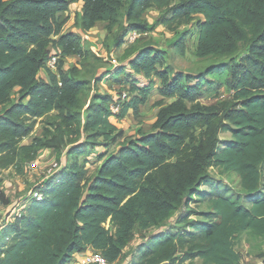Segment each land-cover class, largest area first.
I'll return each mask as SVG.
<instances>
[{
  "label": "trees",
  "instance_id": "1",
  "mask_svg": "<svg viewBox=\"0 0 264 264\" xmlns=\"http://www.w3.org/2000/svg\"><path fill=\"white\" fill-rule=\"evenodd\" d=\"M77 1L0 0V105L9 104L15 88L19 91L17 101L0 113V170L14 167L21 172L44 148L53 149L60 160L65 134L79 131L82 121L86 139L69 142L68 154L90 151L98 144L96 137L105 146L114 144L121 131L110 117L123 118L129 109L136 110L157 80L159 93L174 101L160 104L152 132L118 144L111 153L97 152L93 175L71 162L44 180L39 200L31 192L21 211L0 225V264H68L87 248L113 262L135 230L162 228L190 197L207 202V210L189 209L181 217L190 229H160L145 237L130 264H197L195 259L201 264H238L235 240L245 231L264 237V0H81L82 30L98 21L122 23L125 37L157 24L172 29L199 16L195 55L228 59L210 72L227 71L232 100L205 106L197 101L202 75L170 78L160 68L165 50L149 44L136 48L127 66L147 81L130 78L132 95L117 113L110 109V94H95L94 102L84 107L90 81L77 78L74 69L63 70L56 62V70L46 69L49 82L38 76L52 48H59L62 56L82 54L80 35L61 32L60 16ZM148 8L161 12L152 25L142 19ZM124 36L118 38L119 45ZM240 44L247 52L235 63L231 59ZM53 111L55 118L47 121L53 130L46 127L30 143H22L36 120ZM221 131H229L231 139L221 141ZM210 166L236 173L247 200L214 183ZM0 201L10 203L1 187ZM196 214L204 219L189 218Z\"/></svg>",
  "mask_w": 264,
  "mask_h": 264
},
{
  "label": "rangeland",
  "instance_id": "2",
  "mask_svg": "<svg viewBox=\"0 0 264 264\" xmlns=\"http://www.w3.org/2000/svg\"><path fill=\"white\" fill-rule=\"evenodd\" d=\"M81 6V0L71 3L69 10L63 13L60 18L64 20L62 33L76 32L80 35L83 47L82 54L62 56L59 48H52L50 56H56L55 64L57 62L63 70L74 69L77 78L90 81L83 95V105L85 108L94 102L92 97L95 94H110L112 97L114 96V99H117L118 95L125 91L132 95L130 92V78H137L139 81H147L141 73H137L132 70L130 66H127L128 60L131 57H129V55L132 54L136 48H140L145 44L166 51L164 66L159 67L161 69L166 68L169 71L170 78L174 74H187L193 75L194 77H200L202 75V90L197 95V101L200 105L217 106L223 101L232 100V91L226 85L227 71L221 73L210 72L215 65H222L226 63L228 59L224 56L209 55L206 57H198L195 55V48L198 43L196 23L199 16H195L190 23L178 24L172 29H167L163 25L157 24L152 30L136 31L137 36L133 34V31H130L125 37L124 35L126 33L123 31L122 23L120 25H113L108 21H98L90 29L82 30L78 24V14L81 11ZM160 15V11L154 8H148L144 11L142 19L149 25H152ZM123 32L125 33L124 35ZM121 36H124L125 40L119 45L117 41ZM177 42H181V44L179 43V45L176 46L175 44ZM246 52L247 47L240 44L237 55L231 60L235 63L239 62ZM49 61L50 59L46 61L44 69H41L38 75L39 78L45 81H48L49 78L48 71L46 70L50 68ZM50 69L56 70L57 66L55 65V68ZM118 69L123 71L117 74L116 71ZM108 70H111L109 74H107ZM114 78L120 81L112 82ZM153 79L156 78L154 77ZM159 85L160 82L157 80L154 89L149 93L145 102L140 104L136 110L131 109L123 119L117 121V128L121 131V134L114 144L105 146L102 144L104 143L103 138L96 137L95 140L98 144L90 151L80 155L74 153L68 154L67 151L70 145H72L69 144V142L77 143L86 139L88 132H84L82 121L79 131L77 130L74 133L67 132L65 134L64 139L66 144L62 146L63 155L60 160L56 159L53 149L44 148L39 151L34 160L22 166L23 170L21 172H17L14 167L1 169L0 187L10 198V203L4 204L0 201V225H4V223L12 218V215L20 212L23 204L27 203L25 199L29 197V194L33 190L38 191L46 178L54 175V173L64 166L69 165L71 162L84 165L88 175H93L99 165V162L96 160L97 152L106 154L111 153L118 144L135 139L140 134L152 132V125L156 120L160 104H168L174 101V98L165 97L159 93L157 90ZM18 96V88H15L12 92L9 104L15 103ZM128 99L129 96L126 99H122L121 103L126 102ZM26 100L27 99H23L22 101L25 102ZM9 104L0 105V113H2L4 108L8 107ZM190 105L191 103L188 104V106ZM55 115L56 112L53 111L45 118L37 119L31 134L24 138L22 143H30L32 138L40 136L43 129L46 127L53 130L54 126H50L47 121L55 118ZM83 115H85V113H83ZM69 130H71V128L67 129V131ZM218 136L221 141L229 140L232 137L229 131H221ZM55 162L57 166H54ZM208 172L214 183L225 185L233 193H240L243 196L244 202L247 200V196L241 187L240 179L236 173L217 166H210ZM261 183L264 184V167ZM203 188L205 189V187H202V189ZM199 189H201V187ZM194 199L195 197L186 198L184 204L161 225L162 228L152 227L145 231L135 230L124 252L114 262H110V264H130L140 242L145 240V237L159 232L160 229H162L163 232L176 231L183 227H186L185 229H190L188 228V223L180 221L181 217H183L189 209L206 211L208 204L203 200L196 201ZM189 218L195 220L204 219L197 214ZM235 244L238 249L243 250V253L246 250L248 253L253 252L256 255L264 254V237H255L246 232L235 240ZM83 252L89 254L94 252V250L89 248ZM199 260L195 259L194 261H197V264H201V259ZM243 264H255V262L249 257L248 260H243Z\"/></svg>",
  "mask_w": 264,
  "mask_h": 264
},
{
  "label": "built area",
  "instance_id": "3",
  "mask_svg": "<svg viewBox=\"0 0 264 264\" xmlns=\"http://www.w3.org/2000/svg\"><path fill=\"white\" fill-rule=\"evenodd\" d=\"M133 34L137 36V32L133 31ZM56 57V56H55ZM53 56H50V61H49V67L50 68H55V60L56 58ZM55 64V65H54ZM49 68V69H50ZM129 96V92H121L120 95H118L117 99H114V102L110 105V109L112 110L113 113H117L120 107V103L122 99H126ZM120 101V102H118ZM54 166H57V163H54ZM55 174V173H54ZM33 196L39 200L42 196V192L40 189L38 191L33 190ZM76 264H110L99 251H94L89 254H84L80 258L72 259Z\"/></svg>",
  "mask_w": 264,
  "mask_h": 264
},
{
  "label": "crops",
  "instance_id": "4",
  "mask_svg": "<svg viewBox=\"0 0 264 264\" xmlns=\"http://www.w3.org/2000/svg\"><path fill=\"white\" fill-rule=\"evenodd\" d=\"M42 69H44V68H42ZM112 70V69H111ZM110 70V71H111ZM49 77V76H48ZM145 78V77H144ZM146 79V78H145ZM47 81V80H46ZM47 82H49V78H48V81ZM140 83H143V82H145V81H139ZM114 97V96H113ZM131 109H129L128 111H127V113H126V115L128 114V112L130 111ZM133 110V109H132ZM124 118V117H123ZM123 118H117V117H115V116H111L110 117V121L113 123V124H115L116 126H117V121L119 120V119H123ZM247 231H245L244 233H246ZM243 234V233H242ZM249 234V233H248ZM250 235V234H249ZM248 248V247H247ZM87 249H89V248H87ZM236 249H237V251H239L240 252V254H241V259H240V261L238 262V264H243V260L245 259V260H248V258L249 257H251V259H253V261L255 262V264H264V254H259V255H256L255 253H253V252H249L248 253V251H246L245 250V252L243 253V250H240V249H238L237 247H236ZM247 252V253H246ZM85 254V252H77V253H75L74 255H73V258L72 259H76V258H80V257H82L83 255ZM244 254V255H243ZM248 257V258H247ZM196 260H199V259H196ZM200 261V260H199ZM114 262V261H113ZM197 261H195V263H196ZM68 264H76L75 262H74V260H71Z\"/></svg>",
  "mask_w": 264,
  "mask_h": 264
}]
</instances>
